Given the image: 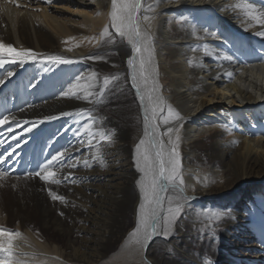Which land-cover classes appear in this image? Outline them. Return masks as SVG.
Masks as SVG:
<instances>
[{"label": "bare ground", "instance_id": "6f19581e", "mask_svg": "<svg viewBox=\"0 0 264 264\" xmlns=\"http://www.w3.org/2000/svg\"><path fill=\"white\" fill-rule=\"evenodd\" d=\"M244 3L252 4L249 0H142L144 9L151 8L140 13L154 17L151 27L142 23V29L152 36L158 94L165 109L171 106L182 117L160 125L161 131L180 128L181 175L188 197L172 232L180 220L187 230L197 227L199 233L218 234L220 239L209 249L213 264H249L248 256L264 264V36L256 35L264 27L235 7ZM59 5L65 9H58ZM253 6L257 13L264 12V0ZM110 11L111 0H0V41L37 54L23 66L7 64L0 69V78L7 71L15 72L0 85V118L16 117L11 130L7 124L0 126V155L6 159L0 168L10 174L0 181V227L21 233L13 251L24 264H111L108 255L116 236L124 232L123 220L130 213L136 224L141 173L135 146L144 135V114L129 75L131 46L111 28ZM189 13L195 17L187 18ZM105 27L110 48L100 36ZM108 50L118 58L107 56ZM46 56L76 62L55 64L44 60ZM91 56L105 59H87ZM93 72L99 76L97 92L102 74L122 73L133 102V117L127 119L133 132L119 126L116 117L123 112L117 116L110 109L115 99L109 92L102 102L91 98L93 103L61 97L78 76L86 78ZM80 109L95 119L79 115ZM63 112L71 114L62 116ZM48 116L57 119H45ZM87 123L95 133L91 145L83 128ZM101 133L112 134V140L102 139ZM163 139L167 143L168 137ZM17 143L20 147L13 152ZM58 152L66 153L68 163L79 162L75 169L58 167L60 184L25 178V173L38 171ZM97 153L103 164L92 158ZM85 159L90 166L84 165ZM69 172L75 183L64 179ZM48 189L65 200L53 201ZM165 195L176 192L169 188ZM217 211L224 218L214 230L207 215ZM162 237H152L139 249V256L145 251L148 264L164 263L154 250ZM186 248L180 249L175 264H204L200 254Z\"/></svg>", "mask_w": 264, "mask_h": 264}, {"label": "snow or ice", "instance_id": "6c2138e0", "mask_svg": "<svg viewBox=\"0 0 264 264\" xmlns=\"http://www.w3.org/2000/svg\"><path fill=\"white\" fill-rule=\"evenodd\" d=\"M47 2L51 3L52 0H47ZM235 7L241 8L250 20L264 27V12L257 13L255 7L248 3L237 4ZM150 8L151 6L148 9H144L142 0H111V11L109 12L111 28L115 30V34L121 40H126L131 46V56L127 60L129 75L141 101V110L144 114V135L135 146V163L137 170L141 173V179L137 181L141 193V202L137 210L136 227L129 233L132 243L138 249H144L148 241L154 236L162 235L168 237L188 200V197L184 195V181L181 175L180 128L173 126L168 127L166 131L160 130V125H171L174 121H181L182 117L171 106L165 109V101L158 94V82L153 78L155 68L152 66L154 54L152 36L147 30L142 29V23H147L150 28L154 17L140 15L142 9L147 11ZM207 34L213 38L217 36L215 32ZM256 35L264 36V31H258ZM100 36L101 38L109 36V28L105 27ZM68 50L71 51V49ZM221 58L229 61L232 59L230 56ZM35 59H37V54L33 51L17 50L11 44L0 41V69H3L7 64L23 66L29 60ZM43 59L55 64H72L76 62L61 56H46ZM87 59L96 61L103 60L104 57L91 56L87 57ZM191 63L192 61H189L190 65ZM14 75V71H7L6 75L0 78V85L5 84ZM228 75L231 76L232 73H228ZM118 79V75L105 76L103 78V86L99 87V92H97L95 91L99 84L97 73L93 72L86 78L78 76L76 82L66 91H62L60 95L63 98L71 99L74 97L93 103L94 101L91 98L102 97L108 86ZM35 86V84L32 85V87ZM80 93H83V96ZM99 102H102V100H99ZM70 114L69 112L61 113L62 116ZM78 114L86 116L90 120L95 119L85 109H80ZM45 119L54 120L57 117L48 116ZM15 121L16 117L14 115H4L0 118V126L7 124L9 125V130H11V122ZM83 128L88 130L90 137L88 143L91 145L92 139L95 138V133L91 131L92 124H84ZM28 131L31 132L32 129L29 128ZM174 133L175 137L173 138ZM100 135L102 139L112 140V134L101 133ZM165 136L168 137L167 143L163 139ZM16 147H20L19 143L12 148L13 152H15ZM65 155V152H58L52 155L46 163L40 166L38 171L25 173V178L39 177L46 184H60L62 181L57 178L58 167L75 169L79 163H68L65 160ZM92 158L100 159L101 164H103V158L99 153L93 155ZM3 163H6V159L0 155V164ZM83 163L85 166H90L87 159ZM9 175L7 169L0 168V181H4ZM64 179L71 183L76 182L71 172ZM169 188L176 192L175 196L165 195ZM48 195L53 201L63 202L65 200L63 196L52 189H48ZM165 201H167L166 208ZM222 215L214 214V219L220 220ZM20 237V232H11L6 228L0 227V254H2L0 255V264H24L21 259L14 258L13 242ZM205 264H210V261H205Z\"/></svg>", "mask_w": 264, "mask_h": 264}, {"label": "rangeland", "instance_id": "374dc122", "mask_svg": "<svg viewBox=\"0 0 264 264\" xmlns=\"http://www.w3.org/2000/svg\"><path fill=\"white\" fill-rule=\"evenodd\" d=\"M252 5L258 4L259 0H249ZM62 0H59V3H61ZM256 7L262 8V5H257ZM58 9L64 10L65 7L59 5L57 7ZM74 7H69V10H73ZM195 17L194 13L187 14V18ZM110 35V34H109ZM103 40L106 42L105 47L110 48L109 42L111 41L110 36H106L103 38ZM111 43V42H110ZM107 56H111L112 58H118V55L114 51L108 50ZM108 57V58H109ZM111 58V59H112ZM105 59V57H104ZM103 59V60H104ZM114 72L116 71V67H112ZM119 73V72H118ZM121 74V75H120ZM119 79L113 81L112 84L108 86V89L104 92H109L111 96L115 99L114 105L112 106L115 113H117V116H119V112H123L122 116L116 117L118 124L123 129L133 132L134 129L130 127V124H128V118L132 119V109H133V102L130 99V96L128 95V90L126 87L125 78L120 72ZM107 76L102 74L101 75V84L100 87L103 86V78ZM99 92V91H98ZM103 96V95H102ZM102 97L95 98L96 101H99ZM135 128V125L134 127ZM129 129V130H128ZM131 129V130H130ZM45 145V144H44ZM43 145L42 153L45 150V146ZM228 192H225V194L221 195V198L225 197ZM208 224L211 225V228L214 230H217L219 227L220 221L224 218V215H222V218L220 220L214 219V214H222V212H208ZM212 216V218H211ZM37 223V220H36ZM36 225L37 228H39V225ZM122 225L124 226V232L122 234H119L116 236V244L113 246L112 250L109 252L108 260H112L111 264H148L146 261L145 251H143V256H139V249L132 243V239L129 236V233H131L135 227L136 224L133 222L132 214H128L127 217L122 222ZM217 226V227H216ZM174 232H172L168 237H162L161 243H158L155 245L154 250L156 251V254L163 258L164 263L163 264H175L176 261H178V256L180 254V249H184L185 247H188L189 251H191L192 254H195V256L200 254L201 258L203 259V263L205 264V261H210V264H213L214 261L211 258L209 254V249L211 248L212 244H214L215 240H219L220 236L218 234L216 235H209L206 232L199 233L201 228L194 227L192 231L188 228V225L185 222L178 221L176 226L174 227ZM252 239V238H251ZM210 243V244H209ZM250 251V250H249ZM129 252V258L127 257V253ZM253 252V251H250ZM143 257V258H142ZM249 264H258L260 262L259 259H256L254 257L248 256ZM245 260H243L244 262Z\"/></svg>", "mask_w": 264, "mask_h": 264}]
</instances>
